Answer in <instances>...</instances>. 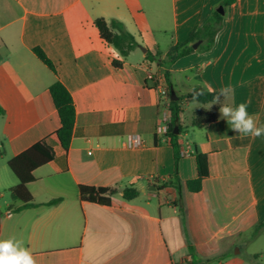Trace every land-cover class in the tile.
Returning <instances> with one entry per match:
<instances>
[{
    "label": "crops",
    "instance_id": "crops-1",
    "mask_svg": "<svg viewBox=\"0 0 264 264\" xmlns=\"http://www.w3.org/2000/svg\"><path fill=\"white\" fill-rule=\"evenodd\" d=\"M222 1L0 0V189L9 191L0 204V239L22 240L37 264H241L232 253L242 239L264 235V136L233 131L219 108L207 128L179 133L177 159L156 133L167 101L149 76L164 71L147 60L148 51L164 57L185 43ZM224 16L212 50L170 68L171 89L183 97L231 84L235 104L250 101L249 114L264 125V0H238ZM100 18L122 22L140 47L123 60L101 39ZM192 70L186 80L193 86H181L176 76ZM57 80L76 108L71 146L66 152L55 144L56 159L34 172L28 188L40 206L9 213L22 202L10 191L18 180L8 162L60 128L50 94ZM181 109L185 126L196 111L210 110L191 100ZM131 134L141 136L142 148L127 147ZM197 152L208 157L209 178L191 193ZM81 186L117 193L111 206L91 204L81 200ZM126 188L139 196L124 199ZM53 200L61 202L46 205ZM253 258L264 264V247Z\"/></svg>",
    "mask_w": 264,
    "mask_h": 264
},
{
    "label": "trees",
    "instance_id": "trees-1",
    "mask_svg": "<svg viewBox=\"0 0 264 264\" xmlns=\"http://www.w3.org/2000/svg\"><path fill=\"white\" fill-rule=\"evenodd\" d=\"M238 0H223L219 7H223L225 10L235 4ZM225 16L220 15L215 10L207 22L192 31L189 39L180 45L172 47L169 52L163 57L162 53H152L148 51L147 60L149 62H159L160 67L163 68L164 78L166 85L171 89V73L170 68L181 58L187 57L194 52L206 53L212 50L215 45V40L219 32L223 29V21ZM95 26L99 30L101 39L108 45L114 47L120 54L121 58L126 59L129 55L140 47L139 42L133 34H131L125 27V25L113 19L107 21L103 18L95 21ZM201 41V45L197 50L193 49V45ZM36 56L39 60L47 66L51 71L56 74V68L53 62L47 57L43 50L40 48L34 49ZM115 68L121 69L123 66L122 60H116L113 62ZM203 92V95H199L194 100L195 93ZM50 94L53 100V104L57 110L60 119V128L45 138L44 140L33 145L31 148L22 152L18 156L12 158L8 162V168L17 178L18 183L10 191L22 202V206L16 209H9V213H19L26 209L38 208L40 205L34 202L31 192L29 191V184L36 181L34 172L53 162L56 159L54 151V145H60L66 152L71 146L73 132L76 122V108L73 98L67 88L57 80L50 87ZM203 89L196 88L193 92L183 96L176 97L178 100L170 101V114L171 122L169 124L168 133L166 138L170 145L174 148L176 158L179 156L178 135L184 129L195 128L202 130L213 124L217 120L216 110L221 107V104H213L210 110L200 109L196 111L190 120L189 125L185 126L182 119L183 111L181 109L182 103L185 100L195 101L202 106H207L213 100L214 95ZM221 102L225 101V97H220ZM4 115V111L0 108V116ZM176 129L178 134H176ZM197 164V178L187 182V188L191 193H198L203 187V183L209 178V163L208 157L201 153H195ZM117 193L115 189L95 188V187H80L81 200L91 204H98L102 206H111V197ZM123 198L126 200H134L139 196V191L135 188H126L123 190ZM61 200H53L47 203V206H52L60 203ZM262 226L257 227V231ZM193 249L190 248L192 254ZM193 256V255H192ZM192 264V263H190Z\"/></svg>",
    "mask_w": 264,
    "mask_h": 264
},
{
    "label": "clouds",
    "instance_id": "clouds-1",
    "mask_svg": "<svg viewBox=\"0 0 264 264\" xmlns=\"http://www.w3.org/2000/svg\"><path fill=\"white\" fill-rule=\"evenodd\" d=\"M228 92H231V97L227 96ZM234 94L235 89L231 84L222 87L219 93L214 95L208 108H211L213 104H221L220 117L225 119L231 125V129L240 135L252 138L264 136V125H258L259 116L248 112L250 101L235 104ZM199 95H203V92L195 93L193 99L195 100ZM221 96L225 97L224 102H221ZM0 264H37V261L31 250L24 246L22 240L9 237L0 239Z\"/></svg>",
    "mask_w": 264,
    "mask_h": 264
},
{
    "label": "built area",
    "instance_id": "built-area-1",
    "mask_svg": "<svg viewBox=\"0 0 264 264\" xmlns=\"http://www.w3.org/2000/svg\"><path fill=\"white\" fill-rule=\"evenodd\" d=\"M149 79L152 80L157 88L161 91L163 98L167 101L163 109L161 110V114L159 116L156 133L157 135H161L166 137L168 133L169 124L171 122V114H170V101H171V90L166 85L164 77L160 75L149 76ZM127 147L129 149H140L143 147V140L138 134H131L127 137ZM188 153L186 151H181V155L185 156Z\"/></svg>",
    "mask_w": 264,
    "mask_h": 264
},
{
    "label": "rangeland",
    "instance_id": "rangeland-1",
    "mask_svg": "<svg viewBox=\"0 0 264 264\" xmlns=\"http://www.w3.org/2000/svg\"><path fill=\"white\" fill-rule=\"evenodd\" d=\"M206 22L207 21H205L199 27L203 26ZM195 73H196V70H192L191 72L189 71L185 74H179L176 76V78H178L177 80L180 82L181 86H184V85H186L187 87L193 86L192 83L187 82L186 77L195 75ZM195 89L196 88H194L192 91H194ZM205 107L207 109H210L208 108V105ZM191 108L193 109L195 108V106H192ZM0 172H1V169H0ZM0 193L5 195V198L0 201V204L4 207V205L7 202H9V191L1 190ZM254 235L255 234H249L247 237L243 238L241 241V245L237 246L232 253L234 257L239 258L241 260V264H256L254 262L253 254L258 248L264 247V235L258 239H255Z\"/></svg>",
    "mask_w": 264,
    "mask_h": 264
},
{
    "label": "water",
    "instance_id": "water-1",
    "mask_svg": "<svg viewBox=\"0 0 264 264\" xmlns=\"http://www.w3.org/2000/svg\"><path fill=\"white\" fill-rule=\"evenodd\" d=\"M217 12H218L220 15H225V9H224L222 6L219 7V8L217 9ZM201 43H202L201 41L195 43V44L193 45V49H194V50H197V49L199 48V46L201 45ZM141 50H142L143 52L146 51L144 48H141ZM171 99H172V100H178V98L176 97V94H175V92H174L173 89H171ZM176 134H178L177 129H176ZM151 189H152V190H156V187H155V186H152Z\"/></svg>",
    "mask_w": 264,
    "mask_h": 264
}]
</instances>
